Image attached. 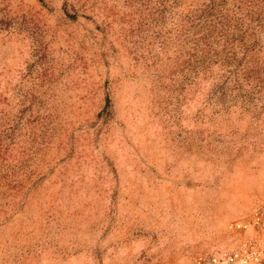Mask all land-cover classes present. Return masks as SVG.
<instances>
[{
    "label": "rangeland",
    "instance_id": "374dc122",
    "mask_svg": "<svg viewBox=\"0 0 264 264\" xmlns=\"http://www.w3.org/2000/svg\"><path fill=\"white\" fill-rule=\"evenodd\" d=\"M209 3L0 0V264H264V49Z\"/></svg>",
    "mask_w": 264,
    "mask_h": 264
},
{
    "label": "trees",
    "instance_id": "16d2710c",
    "mask_svg": "<svg viewBox=\"0 0 264 264\" xmlns=\"http://www.w3.org/2000/svg\"><path fill=\"white\" fill-rule=\"evenodd\" d=\"M200 19L198 25L201 32V50L206 52L208 47L212 49L217 43L216 53L220 57L229 58V62L234 59L242 70L241 74L254 83L253 91L262 93L259 76L248 73L258 72L256 67L259 69L261 65L248 58V55L250 51L256 50L258 45L264 49V0H210L209 4L202 6ZM211 37L214 40L212 44ZM221 39H224L223 47H220ZM234 43H238L236 47H239L244 55L238 60L235 53H231L235 47Z\"/></svg>",
    "mask_w": 264,
    "mask_h": 264
}]
</instances>
